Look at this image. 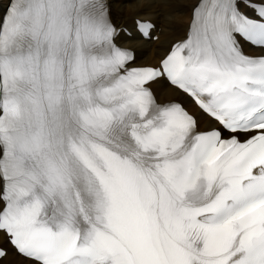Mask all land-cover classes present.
I'll use <instances>...</instances> for the list:
<instances>
[{
    "label": "snow or ice",
    "instance_id": "snow-or-ice-1",
    "mask_svg": "<svg viewBox=\"0 0 264 264\" xmlns=\"http://www.w3.org/2000/svg\"><path fill=\"white\" fill-rule=\"evenodd\" d=\"M160 2L138 64L112 0H6L0 264H264V0Z\"/></svg>",
    "mask_w": 264,
    "mask_h": 264
},
{
    "label": "bare ground",
    "instance_id": "bare-ground-1",
    "mask_svg": "<svg viewBox=\"0 0 264 264\" xmlns=\"http://www.w3.org/2000/svg\"><path fill=\"white\" fill-rule=\"evenodd\" d=\"M6 0H0V8ZM161 14V15H160ZM190 16L187 7L179 2L161 3L160 0H112V18L118 25H130L133 18H147L162 28L156 43L132 41L127 46L136 51L138 64H154L164 54L170 44L183 35ZM161 100L171 98V92L164 84L155 86ZM12 264H20L15 256H10ZM7 264V262H6Z\"/></svg>",
    "mask_w": 264,
    "mask_h": 264
},
{
    "label": "rangeland",
    "instance_id": "rangeland-1",
    "mask_svg": "<svg viewBox=\"0 0 264 264\" xmlns=\"http://www.w3.org/2000/svg\"><path fill=\"white\" fill-rule=\"evenodd\" d=\"M161 15V14H160Z\"/></svg>",
    "mask_w": 264,
    "mask_h": 264
}]
</instances>
